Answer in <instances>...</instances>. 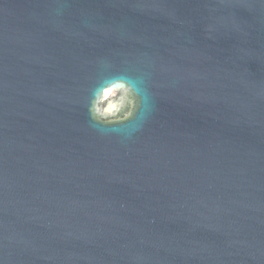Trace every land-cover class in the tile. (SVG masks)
Listing matches in <instances>:
<instances>
[{
	"label": "water",
	"instance_id": "obj_1",
	"mask_svg": "<svg viewBox=\"0 0 264 264\" xmlns=\"http://www.w3.org/2000/svg\"><path fill=\"white\" fill-rule=\"evenodd\" d=\"M0 264H264V0H0Z\"/></svg>",
	"mask_w": 264,
	"mask_h": 264
},
{
	"label": "bare ground",
	"instance_id": "obj_2",
	"mask_svg": "<svg viewBox=\"0 0 264 264\" xmlns=\"http://www.w3.org/2000/svg\"><path fill=\"white\" fill-rule=\"evenodd\" d=\"M112 92H114V91H112V90H109V91H108V96H109V97L111 96V93H112Z\"/></svg>",
	"mask_w": 264,
	"mask_h": 264
},
{
	"label": "rangeland",
	"instance_id": "obj_3",
	"mask_svg": "<svg viewBox=\"0 0 264 264\" xmlns=\"http://www.w3.org/2000/svg\"><path fill=\"white\" fill-rule=\"evenodd\" d=\"M115 95H116V93H114V92L111 93V96H115ZM111 96H110V97H111Z\"/></svg>",
	"mask_w": 264,
	"mask_h": 264
}]
</instances>
